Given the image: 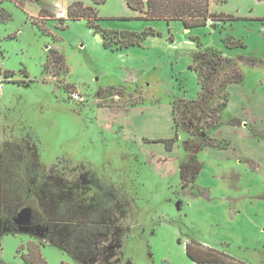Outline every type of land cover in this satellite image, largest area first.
Masks as SVG:
<instances>
[{"label": "rangeland", "instance_id": "rangeland-1", "mask_svg": "<svg viewBox=\"0 0 264 264\" xmlns=\"http://www.w3.org/2000/svg\"><path fill=\"white\" fill-rule=\"evenodd\" d=\"M77 1L96 7L100 17L117 12L123 2ZM67 2L0 0V264H202L187 254L188 243L195 256L225 259L226 254L264 264L263 240L242 242L240 236L250 233L242 235L238 226L225 231L203 208L200 200H208L212 189L222 190V183L211 185L205 174L203 182L192 183L206 159L221 173L230 166L231 181L240 188L234 159L217 161L205 148L224 143L221 127L216 138L212 134L226 122L227 104L219 103L227 82L242 72L243 83L233 85L263 88V48L255 45L249 24L236 21L232 29L249 38V47H238L244 55L217 53L213 60L191 62L203 89L197 100H175L177 169L176 154H160L153 138L135 139L138 127L127 110L99 108L160 102L162 109L149 113L140 133L171 138L175 130L167 105L182 92L174 87V71L159 66L136 88L114 73L86 22L68 28L64 6L75 1ZM236 2L246 14L248 0L221 4L235 10ZM260 11L264 14V6ZM210 25L226 27L224 21ZM171 27L180 33L179 25ZM208 37L219 49L217 34ZM252 55L258 60L250 61ZM183 77L193 96L196 82ZM73 92L82 101H73ZM26 209L28 220L22 219Z\"/></svg>", "mask_w": 264, "mask_h": 264}, {"label": "crops", "instance_id": "crops-1", "mask_svg": "<svg viewBox=\"0 0 264 264\" xmlns=\"http://www.w3.org/2000/svg\"><path fill=\"white\" fill-rule=\"evenodd\" d=\"M73 1L77 0H68L67 3L70 4ZM108 1L110 2L111 0ZM108 1L106 5L108 4ZM122 1L121 9L117 12H113L108 17H102L101 24L104 28L117 31L141 32L148 27H152L161 34L148 35L141 45L111 49L105 46V40L102 34L95 32L90 28L85 19L69 20L68 28L72 26V24H83L86 22L89 34L92 33L94 36L93 40H95V44L100 51V54L106 58L109 57L110 61H112L111 65L114 63V65L111 66L114 73L121 75L124 80H128V82L134 84L136 88L141 86L143 79L147 77V74L150 71L157 69L159 66H168L171 71H174L175 74H172V78L177 82L176 85L174 84V87H179L182 92L170 101V105H167L172 113V127L175 130L170 137L176 136L177 132V129L174 127L175 100H197L200 97V92L203 87L198 73L190 67L192 62L191 54L201 48L214 47L212 40L206 39L210 38L208 37L209 35L211 36L213 33L217 34L219 37V45L216 46L219 47L217 51L221 52L223 56L233 58L232 56H235L236 52V56L244 55L246 53L244 50L238 47L235 48H238L239 50L228 47L225 44L224 39L231 34L236 38L244 40L247 47H249V38L244 37L239 32L232 31L236 21L249 24V30L253 33L255 38V45L258 48H263V54H261V57L264 58V14L263 11H260V8L264 6V0H248L246 5L248 6V12H246V14H241L239 12L240 9H242L239 8V2L232 5V7H235V10H228L221 4V2H227L228 0H211L212 11L223 12L225 10L227 11L226 14H233L238 17V19L232 22H225L226 27H229H224L222 30H220L219 27L215 28L210 25L211 21H209L206 26L188 28L181 20H171L168 22L166 20L139 19L138 17L141 16L142 13L131 8L126 0ZM239 1L245 3V0ZM67 7L68 6H64V10L67 9ZM123 17H126L127 19H123ZM173 24L179 25V29H181L179 34L177 32L173 33L171 27ZM202 35H204V37ZM198 41L201 43V46H199ZM83 45L84 49L88 50L89 45L85 43ZM182 76L185 77H183L184 80H193L196 82L197 88L196 86L193 88V96H189V87L183 85L184 81L181 79ZM121 82L123 83H120L121 85L125 84L122 80ZM235 83L236 82L228 83L226 88L229 95L226 108L223 111V119L226 122L222 123L221 126H218L212 134L216 138L217 134L215 135V133L218 131L217 129L221 127V140L224 141L226 145L222 147L209 145L205 150L206 152H215L217 155V161L226 159L227 161H232L234 159L237 165L236 167L240 168L239 171L241 172L237 173L240 188L236 189V185L231 181L233 171H229L232 170L230 166H228V168L223 167L221 173L206 159H204V164L200 167L197 177L192 180V183L194 182L195 184L197 181L203 182L200 181V179H205L203 177L204 174L211 185H216V183L221 182L223 185L221 188L222 190L216 189V191H219L216 192L212 189L211 196L208 200L207 198L206 200L198 199L203 202V208L207 210L212 220L215 219L221 222L225 231L231 229L233 226H238L239 230L237 231L242 235H244L245 232L250 233V235H247L248 237L240 236L242 242L245 243V241L250 240L264 241V181L261 179V171L264 172V85L263 88L255 89L242 84L243 82L233 85ZM231 85L234 87L231 88ZM174 95L175 92L172 96ZM162 107L163 106L160 102H155L154 105L139 103L99 106V108L103 110H127L131 114L134 124L138 127L136 130H133V136H135V139H138L140 136H145L153 138L154 140H156V138L159 139L158 135L147 136L145 133H140V128L144 121H147V123L149 122V113H153L154 116V113L159 112ZM232 119H239L241 123L237 125L231 124L229 121ZM156 120L157 119L152 117L151 122H158V120ZM122 129L123 127L118 125L117 133H119V131L122 132ZM257 129H260L263 132L257 134L254 132V130ZM155 144H158V148L155 149L160 154H176L175 158L178 160L177 169H179L181 154L176 152V147L178 145L175 147L173 146L172 149H168L164 142H155ZM219 151L223 152L222 156L219 154L221 153ZM151 162L153 163V161ZM208 189H211L210 185L208 186ZM195 254L198 258H204L206 256L202 252H195Z\"/></svg>", "mask_w": 264, "mask_h": 264}, {"label": "trees", "instance_id": "trees-1", "mask_svg": "<svg viewBox=\"0 0 264 264\" xmlns=\"http://www.w3.org/2000/svg\"><path fill=\"white\" fill-rule=\"evenodd\" d=\"M127 4L142 13L139 19L147 20H166L170 22L171 20H181L184 25L188 28L206 26L209 21L217 22H232L238 17L233 14H226L224 12L212 11L211 0H126ZM106 0H95V3H104ZM99 10L96 7L86 5L82 1H75L67 7V15L71 20L85 19L90 28L95 32L102 34L105 40V46L107 48H123L132 45H141L143 40L150 34H161L152 27H148L141 32L135 31H117L112 29L104 28L101 24L102 17L99 16ZM123 19H127L123 17ZM121 35V36H120ZM225 44L230 48L243 47L246 48L247 44L241 38H236L234 35L229 34L224 39ZM199 46L201 43L198 41ZM57 53V50H54ZM221 54V52L215 50L214 48H201L194 51L191 54L192 62H195L198 58H209L213 60L215 54ZM62 54H60V58ZM217 56V55H216ZM250 61H257L258 57L248 56ZM230 60V59H228ZM260 60V59H259ZM190 67L194 69L198 76H200V71L194 64H190ZM241 72V71H240ZM7 76L13 75V71H5ZM244 80L243 73L238 72V76L230 79V82H242ZM201 81V79H200ZM201 84H203L201 82ZM203 87V85H202ZM229 99L228 92L225 93V99L220 105H226ZM136 104V103H133ZM175 119V118H174ZM231 124H240L239 119H233L229 121ZM155 142H164L168 149H172L174 142L176 141V136L174 138H163L152 140ZM216 144V143H215ZM226 143L217 144L216 146L222 147ZM200 170V169H199ZM199 171H197L198 173ZM196 173V174H197ZM182 176V174H181ZM187 254L191 258L202 264H246L242 261L235 259L234 257L225 255V259L217 255H206L204 258L196 257L191 249L190 244H187Z\"/></svg>", "mask_w": 264, "mask_h": 264}, {"label": "built area", "instance_id": "built-area-1", "mask_svg": "<svg viewBox=\"0 0 264 264\" xmlns=\"http://www.w3.org/2000/svg\"><path fill=\"white\" fill-rule=\"evenodd\" d=\"M1 62V61H0ZM72 100L75 102L82 101V96L78 92L71 93Z\"/></svg>", "mask_w": 264, "mask_h": 264}, {"label": "water", "instance_id": "water-1", "mask_svg": "<svg viewBox=\"0 0 264 264\" xmlns=\"http://www.w3.org/2000/svg\"><path fill=\"white\" fill-rule=\"evenodd\" d=\"M22 219H24V220H28V219H30V212H29V210H25V215H23L22 216Z\"/></svg>", "mask_w": 264, "mask_h": 264}]
</instances>
